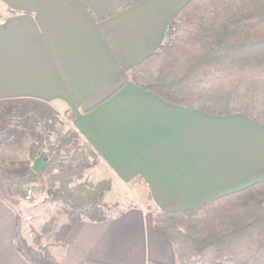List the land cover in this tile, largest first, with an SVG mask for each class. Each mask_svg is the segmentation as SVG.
<instances>
[{
    "label": "crops",
    "instance_id": "obj_1",
    "mask_svg": "<svg viewBox=\"0 0 264 264\" xmlns=\"http://www.w3.org/2000/svg\"><path fill=\"white\" fill-rule=\"evenodd\" d=\"M187 1L0 0V100L16 116L69 114L108 170V191L142 184L165 210L263 181L264 124L173 103L131 80ZM7 190L0 174V264H32L15 248ZM66 241L61 264H180L142 204L77 221Z\"/></svg>",
    "mask_w": 264,
    "mask_h": 264
},
{
    "label": "trees",
    "instance_id": "obj_2",
    "mask_svg": "<svg viewBox=\"0 0 264 264\" xmlns=\"http://www.w3.org/2000/svg\"><path fill=\"white\" fill-rule=\"evenodd\" d=\"M130 75L139 87L170 102L210 115L240 113L264 124V0H188L170 21L162 45ZM33 119L36 135L29 157L47 160L33 177L68 222L58 226L54 215L29 241L17 213L14 245L32 264H61L77 221L112 217L113 205L105 200L109 184L76 180L95 152L76 133L58 134L55 116L24 111L9 118L21 125ZM14 140L0 131V142ZM153 219L172 242L180 264H264V180L197 208L158 211ZM52 233L59 245H66L64 252L43 241Z\"/></svg>",
    "mask_w": 264,
    "mask_h": 264
},
{
    "label": "rangeland",
    "instance_id": "obj_3",
    "mask_svg": "<svg viewBox=\"0 0 264 264\" xmlns=\"http://www.w3.org/2000/svg\"><path fill=\"white\" fill-rule=\"evenodd\" d=\"M5 13L6 8L0 3V19L4 17ZM16 115V112L12 111L9 101L0 100V131L4 129L15 136L14 141L0 142V174L3 186L7 187L8 185L9 189L3 193L12 200L15 210L21 215L23 232L28 240L32 241L34 233L40 232L42 226L52 216L56 215L58 217V226L68 222V218L56 211L55 203L51 200V195L46 190L47 188L42 189L40 179L33 177L35 170L32 165L35 160L30 159L27 151L30 141L36 135V119H33L28 125H12L13 122L9 118ZM55 118L58 134L76 133L79 142L86 143L73 127L69 114H61L60 116H55ZM56 136H58L57 133L53 135V138ZM89 158L91 165L82 172L81 179H78V175H75L76 180H88L93 183H98L101 180L107 181L108 170L101 166L97 154L94 153ZM27 187H33L34 189V195L29 200L24 197ZM105 200L113 205L110 212L112 216L139 204L148 209L153 216L158 211H165V209L155 204L153 196L142 184H136L135 188L130 185L129 189L126 188L122 191L107 190ZM52 234L49 239L44 237L43 241L53 245L52 247L56 249L53 248L57 253H59L58 251L64 252L66 245H59V240H55L58 237L57 233Z\"/></svg>",
    "mask_w": 264,
    "mask_h": 264
},
{
    "label": "water",
    "instance_id": "obj_4",
    "mask_svg": "<svg viewBox=\"0 0 264 264\" xmlns=\"http://www.w3.org/2000/svg\"><path fill=\"white\" fill-rule=\"evenodd\" d=\"M47 165V161L43 159V156H39L35 159L33 169L36 172H40Z\"/></svg>",
    "mask_w": 264,
    "mask_h": 264
},
{
    "label": "built area",
    "instance_id": "obj_5",
    "mask_svg": "<svg viewBox=\"0 0 264 264\" xmlns=\"http://www.w3.org/2000/svg\"><path fill=\"white\" fill-rule=\"evenodd\" d=\"M34 195V189L33 187H27L25 190V199L29 200L32 198V196Z\"/></svg>",
    "mask_w": 264,
    "mask_h": 264
}]
</instances>
